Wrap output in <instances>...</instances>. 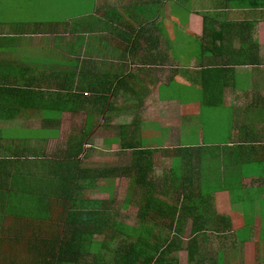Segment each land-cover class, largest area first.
Here are the masks:
<instances>
[{
  "label": "crops",
  "instance_id": "obj_1",
  "mask_svg": "<svg viewBox=\"0 0 264 264\" xmlns=\"http://www.w3.org/2000/svg\"><path fill=\"white\" fill-rule=\"evenodd\" d=\"M146 221L264 264V0H0V264H146Z\"/></svg>",
  "mask_w": 264,
  "mask_h": 264
},
{
  "label": "trees",
  "instance_id": "obj_2",
  "mask_svg": "<svg viewBox=\"0 0 264 264\" xmlns=\"http://www.w3.org/2000/svg\"><path fill=\"white\" fill-rule=\"evenodd\" d=\"M142 153V154H150L148 152V149H140L139 153ZM149 172H150V168L147 169L146 166L142 165L139 169H138V173H139V177L136 178V181H138V185L141 188H144L143 189V192L141 194V198L142 199H149V198H157L156 196V191H150V190H147L146 188V178L148 177L149 175ZM150 196V197H149ZM153 208H160V205H155ZM154 229V227H148V224H147V221L146 222H143V225L142 227L139 228L138 230V240L136 243H134L133 245V248L136 247V246H139V251H140V260H144V262L146 264H152V263H157L159 260H156V255L155 257H153L152 259H147V255H148V252H147V249H148V243H149V239H148V230H152ZM131 234H129L130 236ZM129 250V247L127 248V251ZM157 253H159V251H161V249H158V248H155L154 249ZM155 252V253H156ZM189 255H190V260H191V256H192V251H189ZM129 258V255H126V256H122V257H118L116 259L117 261V264H121L122 262H125L127 261ZM130 259V258H129Z\"/></svg>",
  "mask_w": 264,
  "mask_h": 264
},
{
  "label": "rangeland",
  "instance_id": "obj_3",
  "mask_svg": "<svg viewBox=\"0 0 264 264\" xmlns=\"http://www.w3.org/2000/svg\"><path fill=\"white\" fill-rule=\"evenodd\" d=\"M211 115H212V113L209 112V115L206 118L207 122H209V120H211ZM212 135L213 134L209 133V131L206 132V138H208L209 140H210ZM215 137H216V140L222 139V133L220 135H218V136L215 135ZM188 138H190V140H193V138H196V134H188ZM134 177H135L134 183L136 184L137 183L136 178H138L139 176H134ZM107 181L108 182H106V185H112L113 182H111L110 179H107ZM130 183H131V177L128 176L126 179H124V183H123V194H124V197L127 196V195L130 196V191H129ZM135 186L136 185H132V188L135 187ZM142 192H143V188L139 189V191L137 192L139 198H141Z\"/></svg>",
  "mask_w": 264,
  "mask_h": 264
}]
</instances>
